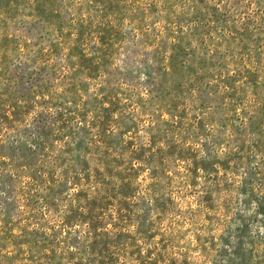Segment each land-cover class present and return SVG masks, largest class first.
<instances>
[{
  "label": "rangeland",
  "instance_id": "obj_1",
  "mask_svg": "<svg viewBox=\"0 0 264 264\" xmlns=\"http://www.w3.org/2000/svg\"><path fill=\"white\" fill-rule=\"evenodd\" d=\"M0 264H264V0H0Z\"/></svg>",
  "mask_w": 264,
  "mask_h": 264
}]
</instances>
